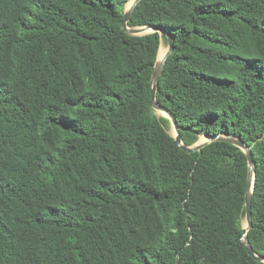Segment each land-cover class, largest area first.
<instances>
[{
	"label": "trees",
	"instance_id": "obj_1",
	"mask_svg": "<svg viewBox=\"0 0 264 264\" xmlns=\"http://www.w3.org/2000/svg\"><path fill=\"white\" fill-rule=\"evenodd\" d=\"M126 1L0 0V264H264L245 154L169 134ZM128 25L173 38L156 100L183 143L250 147L264 256V0H139Z\"/></svg>",
	"mask_w": 264,
	"mask_h": 264
},
{
	"label": "water",
	"instance_id": "obj_2",
	"mask_svg": "<svg viewBox=\"0 0 264 264\" xmlns=\"http://www.w3.org/2000/svg\"><path fill=\"white\" fill-rule=\"evenodd\" d=\"M128 2L129 0L125 2L123 8V19L121 22L122 29L128 34L136 35V36H142L149 33L158 32L161 38L153 71L151 74L150 101H151V107L154 110L155 114L157 115L158 111L162 112L163 114L161 116L168 119L169 124L174 131L173 133L168 131L169 134L175 139L177 144L186 152H193L199 150L208 143L214 141H225L238 147L245 154L247 160V182H246V189L244 195L245 213L241 220V226H242L241 241L248 254L253 256L256 260L264 261V256H259L253 252V249L251 247V244L247 236V232L251 227V198H252L254 180H255V166H254L253 156L250 147L247 144H245L238 136L228 133L226 131H220L214 135H208V136L201 134L199 136H203V139L198 138L197 141L191 145H186L183 143L179 132V125L175 116L167 107L158 103L156 100V91L158 88L161 72L163 70L167 57L173 51V38L170 35L168 29L163 26H158V25L129 26L128 21L130 20L133 10L137 5V3L139 2V0H133L128 7H125V5ZM162 35L166 37L167 46L163 54L159 58V49L162 43Z\"/></svg>",
	"mask_w": 264,
	"mask_h": 264
},
{
	"label": "bare ground",
	"instance_id": "obj_3",
	"mask_svg": "<svg viewBox=\"0 0 264 264\" xmlns=\"http://www.w3.org/2000/svg\"><path fill=\"white\" fill-rule=\"evenodd\" d=\"M133 0H129V2L125 5V7H128L131 3H132ZM166 47H164L161 43V46H160V49H159V58L160 56L163 54L164 50H165ZM159 112V111H158ZM160 115H162L163 113L162 112H159ZM158 115V114H157ZM173 128L171 130V133H173ZM201 139H203V136H201Z\"/></svg>",
	"mask_w": 264,
	"mask_h": 264
},
{
	"label": "rangeland",
	"instance_id": "obj_4",
	"mask_svg": "<svg viewBox=\"0 0 264 264\" xmlns=\"http://www.w3.org/2000/svg\"><path fill=\"white\" fill-rule=\"evenodd\" d=\"M162 45H163L164 47L167 46V42H166V40L162 39ZM157 114L160 115L159 112H157ZM167 129H168L169 132H171L172 127L170 126V124L168 125V128H167ZM199 139H201V136H199Z\"/></svg>",
	"mask_w": 264,
	"mask_h": 264
}]
</instances>
